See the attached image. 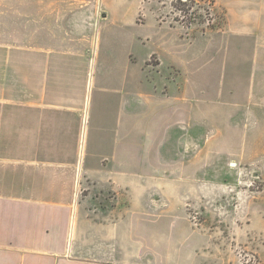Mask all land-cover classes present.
Instances as JSON below:
<instances>
[{
	"label": "crops",
	"instance_id": "crops-1",
	"mask_svg": "<svg viewBox=\"0 0 264 264\" xmlns=\"http://www.w3.org/2000/svg\"><path fill=\"white\" fill-rule=\"evenodd\" d=\"M217 1L227 10L226 22L220 29L199 34L198 50L188 57L176 52L171 61L155 52L158 63L147 66L159 76L155 101L170 99L173 81L167 72L189 73L186 65L203 53L212 36L241 19L252 21L254 8L248 0ZM97 3L104 9L102 1ZM97 3L17 0L13 11L0 20V264H200L195 248L200 237L186 211L146 207L143 203L150 200L120 191L140 184L127 181L129 167L122 155L129 134L133 149L137 147L138 135H133L137 123L134 127L127 112L138 115L144 97L142 79L135 78L131 92L121 99L123 117L87 119L95 88L101 92L99 104H111L106 86L97 87L90 75L101 51V37L94 31L97 17L103 16L97 14ZM159 25L176 33V41L186 35L177 27ZM262 40L258 47L264 49ZM104 46L101 64L112 71L108 53L113 43ZM124 55L127 65L138 64L128 47ZM184 85L182 96L172 100L173 117L180 111L176 104L191 88ZM173 86L176 93L175 81ZM163 128L160 135H168ZM85 186L118 192L105 205L94 195H83ZM151 202L157 204L154 198ZM167 220L169 226H162Z\"/></svg>",
	"mask_w": 264,
	"mask_h": 264
},
{
	"label": "rangeland",
	"instance_id": "rangeland-1",
	"mask_svg": "<svg viewBox=\"0 0 264 264\" xmlns=\"http://www.w3.org/2000/svg\"><path fill=\"white\" fill-rule=\"evenodd\" d=\"M101 1L104 9L97 3ZM16 2L0 0V20L13 11ZM96 3L97 14H103L94 27L101 37V51L99 48L100 56L90 66V75L97 87L106 86L111 104L100 105L101 92L95 88L94 96L88 95L89 102L93 101L87 119L110 114L123 117L121 99L131 92L135 78L143 82L138 115L127 112L129 119L134 118V127L137 123L133 133L138 135L137 147L133 149L129 134L127 151L122 155L129 167L127 181L140 184L120 191L150 200L143 203L146 207L186 211L194 233L200 237L195 247L200 264H264V49L258 47L264 37V0H248V6L254 8V21L241 19L231 27L234 31L212 36L203 53L198 52L186 65L189 73H166L173 83L171 101L165 103L158 97L155 101L154 85L159 76L147 68L158 63L155 52L170 61L176 52L188 57L200 48L199 34L224 26L227 10L217 0ZM159 23L192 37L184 35L176 41L178 35ZM241 42L244 46L240 48ZM103 43L108 48L113 43L112 53H108L112 71H105L101 64ZM125 47L134 53L138 64L127 65ZM184 84L191 88L177 103ZM135 92L140 96V89L135 88ZM175 96L180 111L173 117L169 113ZM127 106L131 108L129 102ZM131 126L129 121L128 131ZM162 128L168 135H160ZM81 192L109 205L118 191L85 186ZM153 198L157 204L151 202ZM162 226H169L168 220Z\"/></svg>",
	"mask_w": 264,
	"mask_h": 264
}]
</instances>
